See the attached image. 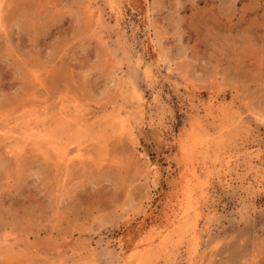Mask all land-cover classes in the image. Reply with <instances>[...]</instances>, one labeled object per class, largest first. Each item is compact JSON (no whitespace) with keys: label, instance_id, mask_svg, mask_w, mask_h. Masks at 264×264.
<instances>
[{"label":"rangeland","instance_id":"rangeland-1","mask_svg":"<svg viewBox=\"0 0 264 264\" xmlns=\"http://www.w3.org/2000/svg\"><path fill=\"white\" fill-rule=\"evenodd\" d=\"M0 249L264 264V0H0Z\"/></svg>","mask_w":264,"mask_h":264},{"label":"bare ground","instance_id":"bare-ground-1","mask_svg":"<svg viewBox=\"0 0 264 264\" xmlns=\"http://www.w3.org/2000/svg\"><path fill=\"white\" fill-rule=\"evenodd\" d=\"M146 8V7H145ZM145 16H146V21H148V23H149V19H150V14H149V10L148 9H146V14H145ZM153 43V42H152ZM36 127V126H35ZM65 129V128H64ZM32 131V130H31ZM39 133H40V131H39ZM37 134V133H36ZM39 135H41V134H39ZM83 135V134H82ZM42 137H44L43 135H42ZM217 137V136H216ZM41 137H39V139H40ZM34 139H35V137H34ZM43 139V138H42ZM38 140V139H37ZM34 144H36L35 142H34ZM40 144V143H39ZM42 144V143H41ZM47 145V144H46ZM145 176H146V174H145ZM187 181V180H186ZM188 183V182H187ZM189 185L191 184L190 183V181H189V183H188ZM184 185V184H183ZM200 188V187H199ZM187 189H188V187H187ZM190 189V188H189ZM191 189H193V188H191ZM186 191V190H185ZM186 193V192H185ZM189 193V192H188ZM192 194H193V191L191 192ZM187 194V193H186ZM187 197V196H186ZM190 197H191V194H190ZM193 197V196H192ZM191 197V198H192ZM187 198H189V197H187ZM191 198H189V200L191 199ZM195 201V200H194ZM193 201V202H194ZM190 202V201H189ZM193 202H191V203H193ZM196 203H194L193 205H195ZM191 206H192V204H191ZM195 210V209H194ZM186 212V211H185ZM184 215V214H183ZM167 216V215H166ZM169 217V216H168ZM167 217V218H168ZM171 219V218H170ZM169 221V220H168ZM177 224V223H176ZM175 224V225H176ZM178 225V224H177ZM174 226V225H173ZM180 226V225H179ZM175 227V226H174ZM186 227V226H185ZM173 229V228H172ZM194 231V230H193ZM171 232V231H170ZM167 233V232H166ZM160 235V234H159ZM160 237V236H159ZM162 237V236H161ZM163 239V238H162ZM158 240V239H157ZM162 241V240H161ZM164 241H166V240H164ZM159 243V242H158ZM158 243H156V247L158 248V247H160L159 245H158ZM160 244H163V242H161ZM164 244H165V242H164ZM150 245H151V243H150ZM162 246V245H161ZM196 246V245H195ZM194 246V247H195ZM154 247H155V244H154ZM152 248V247H151ZM1 250V249H0ZM147 250V249H146ZM144 252H147V251H143V255H144ZM148 254V253H147ZM139 258V257H138ZM141 258V257H140ZM136 261V260H135ZM137 261H138V259H137ZM138 263H140L141 264V259H140V262L138 261Z\"/></svg>","mask_w":264,"mask_h":264}]
</instances>
